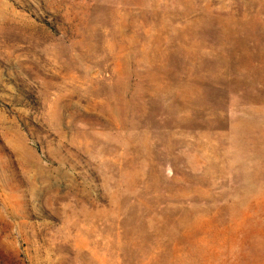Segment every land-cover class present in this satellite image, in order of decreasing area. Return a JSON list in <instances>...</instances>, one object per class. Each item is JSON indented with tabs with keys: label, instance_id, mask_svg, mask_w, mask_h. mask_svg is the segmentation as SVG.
I'll use <instances>...</instances> for the list:
<instances>
[{
	"label": "rangeland",
	"instance_id": "rangeland-1",
	"mask_svg": "<svg viewBox=\"0 0 264 264\" xmlns=\"http://www.w3.org/2000/svg\"><path fill=\"white\" fill-rule=\"evenodd\" d=\"M0 264H264V0H0Z\"/></svg>",
	"mask_w": 264,
	"mask_h": 264
}]
</instances>
